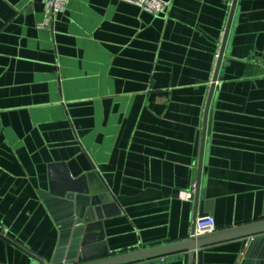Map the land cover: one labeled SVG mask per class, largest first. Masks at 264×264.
Instances as JSON below:
<instances>
[{
	"label": "crops",
	"instance_id": "1",
	"mask_svg": "<svg viewBox=\"0 0 264 264\" xmlns=\"http://www.w3.org/2000/svg\"><path fill=\"white\" fill-rule=\"evenodd\" d=\"M164 1L155 16L69 0L41 29L43 0H0V264L65 262L76 214L51 191L85 177L90 261L188 240L202 216L217 232L264 222V0L237 1L205 137L235 0ZM195 184L198 204L182 198ZM197 253L264 261V234Z\"/></svg>",
	"mask_w": 264,
	"mask_h": 264
},
{
	"label": "water",
	"instance_id": "2",
	"mask_svg": "<svg viewBox=\"0 0 264 264\" xmlns=\"http://www.w3.org/2000/svg\"><path fill=\"white\" fill-rule=\"evenodd\" d=\"M237 1L235 0L232 8L231 18L229 21V25L226 31L225 39L223 42L221 55L219 58V63L217 67L216 76L214 79V83L212 85L208 106L206 110V122L205 127L203 130V136L205 137L207 131L209 130L208 127V119L210 114V106L213 100V96L217 86L218 80L222 79V77H219V72L221 69V64L227 44V40L229 37ZM204 146V139L202 141V149H201V155L202 150ZM202 158H200V165L202 166ZM87 181V178H82L78 182L68 181L67 182V192L65 194L57 193L55 191H51L52 197L62 198L65 199L63 201L64 204H67L68 206H71L75 210L76 217L72 219L73 223L72 226L77 225L78 228H75L76 238L73 241V246L71 247V250L69 252V255L67 256L65 262H60V256L55 258L54 264H148L153 260L170 256V255H176L180 253H186L188 264H197L198 257L201 258V253H197L196 251H199L202 248H205L207 246L228 241V240H235V239H245L249 237H255L260 236L264 234V222H260L257 224H253L250 226L240 227V228H234L230 230L225 231H219L211 235H206L200 238H189L188 240H184L182 242H177L169 245L159 246L155 248L145 249V250H139L135 252H129L117 256H109L106 258H103L101 260L97 261H90L89 255H88V246L91 242L89 239H85V242H82V238L80 237V233L82 231L87 230L86 226H83L84 222L90 221L91 217L96 216L97 212L99 211L98 204L100 203L99 199L92 198L90 196V192L88 188H79V185L82 182ZM198 192L195 201L198 204L199 203V186H198ZM80 195V196H77ZM56 199V198H55ZM73 206V207H72ZM71 221V222H72ZM82 242V243H81ZM82 245V247H81ZM253 246H251L252 248ZM250 248V249H251ZM247 255L250 257L252 256L251 252L249 251ZM250 263L253 264H264V261H258Z\"/></svg>",
	"mask_w": 264,
	"mask_h": 264
},
{
	"label": "built area",
	"instance_id": "3",
	"mask_svg": "<svg viewBox=\"0 0 264 264\" xmlns=\"http://www.w3.org/2000/svg\"><path fill=\"white\" fill-rule=\"evenodd\" d=\"M129 4L139 7L142 11L151 15L162 16L169 12L171 3L164 0H122ZM69 0H43L47 19L44 23L38 25L43 29L49 25L50 16L64 12L68 6ZM218 84V82L216 83ZM197 190V185H194L192 193L182 194L183 200H193ZM217 232L215 218L213 216H202L195 220L194 227L190 238H200L206 235H211ZM254 240V238H253ZM198 252V251H196Z\"/></svg>",
	"mask_w": 264,
	"mask_h": 264
}]
</instances>
